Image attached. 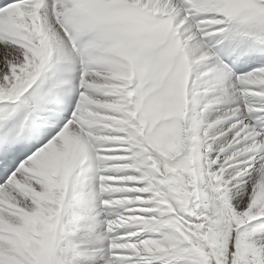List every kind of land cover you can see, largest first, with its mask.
Returning a JSON list of instances; mask_svg holds the SVG:
<instances>
[{
	"label": "snow or ice",
	"instance_id": "snow-or-ice-1",
	"mask_svg": "<svg viewBox=\"0 0 264 264\" xmlns=\"http://www.w3.org/2000/svg\"><path fill=\"white\" fill-rule=\"evenodd\" d=\"M0 264H264V0H0Z\"/></svg>",
	"mask_w": 264,
	"mask_h": 264
}]
</instances>
